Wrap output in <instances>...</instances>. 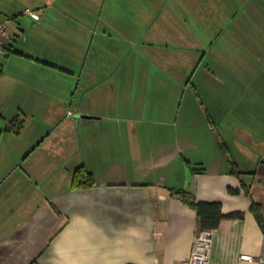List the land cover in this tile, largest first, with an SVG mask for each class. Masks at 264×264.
Returning a JSON list of instances; mask_svg holds the SVG:
<instances>
[{"label": "crops", "instance_id": "0c3cea01", "mask_svg": "<svg viewBox=\"0 0 264 264\" xmlns=\"http://www.w3.org/2000/svg\"><path fill=\"white\" fill-rule=\"evenodd\" d=\"M0 21V264H180L184 194L240 212L207 264L264 260V0H0Z\"/></svg>", "mask_w": 264, "mask_h": 264}, {"label": "trees", "instance_id": "16d2710c", "mask_svg": "<svg viewBox=\"0 0 264 264\" xmlns=\"http://www.w3.org/2000/svg\"><path fill=\"white\" fill-rule=\"evenodd\" d=\"M23 122L24 119H20L16 122L15 119H13L12 124L11 126H9V128L15 129V131H17L22 126ZM232 170H235L234 166ZM72 184L75 187L92 186L94 184V179L89 171L85 170L83 167H78L74 171ZM185 196H187V198ZM184 197L185 201H187V203H189L196 211L197 228L199 229H214L219 225L221 219H223L224 217L240 216V212L223 214L221 210V203L219 201L196 200L192 196H188L186 194H184ZM251 211L253 212L255 218L257 219V222L264 231V218L260 203L252 201Z\"/></svg>", "mask_w": 264, "mask_h": 264}, {"label": "built area", "instance_id": "2783aa9c", "mask_svg": "<svg viewBox=\"0 0 264 264\" xmlns=\"http://www.w3.org/2000/svg\"><path fill=\"white\" fill-rule=\"evenodd\" d=\"M35 19L39 18V14L30 8L24 11ZM10 37L6 25L0 21V47L3 44V38ZM213 229H199L195 230L193 236L192 249L189 257L180 264H207L209 261V249L212 241ZM241 258L244 260H253L250 255L243 254ZM260 264H264L263 259H259Z\"/></svg>", "mask_w": 264, "mask_h": 264}, {"label": "rangeland", "instance_id": "374dc122", "mask_svg": "<svg viewBox=\"0 0 264 264\" xmlns=\"http://www.w3.org/2000/svg\"><path fill=\"white\" fill-rule=\"evenodd\" d=\"M44 79L49 82V75L44 76ZM197 87H198V90L196 92L194 89H192V87L188 88L186 95L183 98L181 108H195V106H197L196 108H206L208 106L209 101L213 99V97L207 96L205 89H204L203 81L201 82V85L199 84ZM229 94H230V98H229L228 105H230V108H238L240 103H239V96L237 92H230ZM195 98L199 99L197 102V105H195L194 103ZM171 100H174L177 106L178 102L180 101V98L179 97H176V98L167 97L168 103L171 102ZM34 120L33 122H35Z\"/></svg>", "mask_w": 264, "mask_h": 264}, {"label": "water", "instance_id": "95a60500", "mask_svg": "<svg viewBox=\"0 0 264 264\" xmlns=\"http://www.w3.org/2000/svg\"><path fill=\"white\" fill-rule=\"evenodd\" d=\"M84 117H90V116H84Z\"/></svg>", "mask_w": 264, "mask_h": 264}]
</instances>
